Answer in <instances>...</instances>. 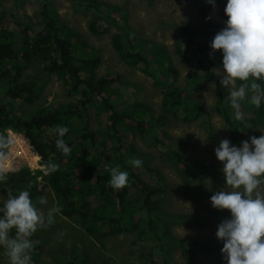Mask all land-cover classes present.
<instances>
[{"label":"trees","instance_id":"16d2710c","mask_svg":"<svg viewBox=\"0 0 264 264\" xmlns=\"http://www.w3.org/2000/svg\"><path fill=\"white\" fill-rule=\"evenodd\" d=\"M37 1L41 5L42 15L39 22H35L23 10L7 12L0 7V134L7 137L6 131L10 128L28 133L42 164L51 161L58 164L59 169L49 174L44 190L36 181L42 176L40 171L33 173L31 169L23 168L7 173L6 180L0 182V196L6 200L9 191L15 195L19 190H28L33 201H36L37 197L46 196V188H52L58 196L56 206L61 208L59 215L80 221L83 229L95 238L121 237L130 233L136 235L140 243L150 248L148 259L152 264H173L172 255L176 249H180L184 259L191 264L202 257H208L212 264H224L226 260L221 253L223 243L210 238L181 239L172 230L175 221L176 226L205 228L207 221L204 210L211 212L219 224L230 218V212L212 207L211 195L205 187L206 177L213 175L206 171L208 165L195 163L189 158L188 140L167 135L159 137L154 130V125L166 124L170 116L191 123L205 113L203 104L192 95H185L178 85L180 71L171 53L154 40L139 38L128 27L126 9L104 5L98 0H79L77 3L69 0L74 14L84 17L91 15L89 31L93 35H107L114 27L119 29V33L111 36L112 47L119 59L126 66L140 70L155 86L165 89L162 114L156 117L152 107L133 98L132 101L123 98L118 89L112 88V82L100 79L97 73L102 63L100 51L93 49L88 52V42L67 28L53 7L52 0ZM184 1L195 5L201 25L183 28L176 53L182 62L196 60L203 75L194 73L188 76L194 89L201 80L216 84L218 100L215 109L230 126L232 142L241 146L242 141L249 140L245 135L247 124L263 123L264 101L260 108L244 104L245 107L254 108L255 118L234 119L231 107L226 104L224 87L220 84L222 53L216 51L210 55L213 51L210 43L218 32L212 18L214 7L207 0ZM226 3L227 0H215L224 21L228 19L224 13ZM17 8L23 9L24 5L18 1ZM114 13H117L115 18L112 17ZM7 19L23 26L21 45L7 29L8 22L4 24ZM32 63H38L48 74L57 76L77 100L57 108H41L30 122L20 108L24 104H33L40 97L39 84L23 81V74ZM259 83L264 86V81ZM121 99L126 102H121ZM99 111L109 113V124L105 129L99 127L97 120H93ZM132 121L137 125H132ZM57 125L69 129L63 137L71 149L67 157L57 149V137L51 132ZM146 126L152 127L147 129ZM137 133L142 136L151 134L152 144L159 145L167 153L186 189L185 196L199 206L193 214L174 216L173 213H163L162 203L167 193L165 178L150 167L151 161L137 150L133 141L128 143L129 135L136 137ZM253 135L259 137L256 133L250 137ZM110 140L114 141L117 157L123 161L112 166V159H109L107 164L110 167L119 166L129 174L128 184L122 189H113L108 184L110 167L104 165L103 155ZM8 149L3 151L7 153ZM133 158L143 161L140 168L128 163ZM132 188L139 194L138 200L130 197ZM87 197L94 200H86ZM11 235H14V231ZM32 239L39 241L32 252V264H43L46 243L35 234ZM1 256H4L3 253ZM142 258L145 259L144 253ZM61 260H65L63 252ZM97 260L84 247V251L74 254L72 260L66 259L61 264H100L101 256ZM104 262L112 264L107 259Z\"/></svg>","mask_w":264,"mask_h":264},{"label":"rangeland","instance_id":"374dc122","mask_svg":"<svg viewBox=\"0 0 264 264\" xmlns=\"http://www.w3.org/2000/svg\"><path fill=\"white\" fill-rule=\"evenodd\" d=\"M18 1L24 5L23 9L17 8ZM52 1L53 7L57 9L61 21L67 28L73 32H77L80 35V39L88 42L90 45L88 52H92L93 49L100 51L102 63L97 69L99 78L112 82V88L118 89L122 93L123 98L130 101L133 98L135 101L152 107L156 117L162 114L165 89L155 86L153 81L140 70L126 66L113 49L111 36L114 33H119L120 30L114 27L107 35H93L89 31L91 15L84 17L74 14L69 0ZM74 1L77 3L79 0ZM98 1L104 5L111 4L121 9H126L128 13V27L136 32L139 38L154 40L164 45L171 53L180 71L178 85L183 89L185 95L190 94L203 104L205 113L197 121L191 123H186L179 117L170 116L166 124L154 125V130L159 137L167 135L172 138L187 139L189 142V158L195 163L208 165L209 169L206 171L213 175V177H206V190L212 196L215 191L224 189L223 164L216 158L215 148L219 146L222 139L229 140L232 146H240L232 142L230 138V126L215 109L218 100L217 86H211L213 84L211 81L201 80L197 88L194 89L190 85L191 82L188 76L194 73H198L201 76L203 74L198 69L196 60L182 62L176 53L177 43L183 28L185 26L198 27L201 25L195 5L193 3H186L184 0ZM0 7L7 12L23 10L35 22H39L42 19L41 5L37 0H0ZM116 14L114 13L112 17L115 18L117 16ZM212 18L218 32L225 27L226 21L222 20L218 6L212 9ZM118 20H120V17ZM7 22V29L13 33L17 44L21 45L23 26H20L15 20L7 19L4 24ZM26 69L23 74V81L36 82L39 84L38 88L41 89L40 97L37 101L33 104H24L20 108L21 112L25 113L24 117L28 121L31 122L35 113L41 108H57L60 105L77 100L75 96L68 92L66 86L58 80L57 76L48 74L38 63H32ZM84 74L86 75V73ZM224 94L227 99L228 91L226 88H224ZM113 99L115 101L117 100L115 97ZM121 102L126 101L121 99ZM226 104L230 106L228 100ZM244 104L250 103L247 100L242 103L243 118L241 120L255 118L254 108L245 107ZM230 112L234 116V110L232 108ZM93 120H97L99 127L105 129L109 124V113L99 111ZM262 120H264V117H262ZM131 124L137 125L133 121ZM151 127L146 126L147 129ZM241 131L245 133L243 130ZM7 133L12 138L13 144L9 147L5 158L0 159V168L6 174L20 171L23 168H29L33 173L40 171L42 172V176L40 175L36 181L40 189L44 190L49 175L44 174L42 160L37 156L38 154L35 151V145L30 135L15 130H7ZM253 133L259 136L264 135V121L263 123L247 124L245 135L250 138V135ZM151 136V134L142 136L139 133H137L136 137L129 135L128 143H132L133 141L137 150L151 161L150 167L165 178L167 193L162 203L163 213H173L174 216L178 214H193L199 207L198 204L185 196L186 189L175 171L173 162L159 145L152 144ZM114 146V141L110 140L108 149L103 155V163L109 167L110 165H118L123 161L117 157ZM109 159H112L110 165L107 164ZM180 167L182 166L180 165ZM45 190L48 202L46 205L38 206L47 211L48 208L56 206L58 196L52 188H46ZM138 195L136 190L132 188L130 197H134L136 200ZM86 200L93 201L94 199L87 197ZM3 201L4 199L0 196V206H2ZM204 212V217L207 221L205 228L199 229L187 225L176 226L177 221H175L172 227L174 234L181 239L202 240L210 238L218 243H223V241L216 237L219 225L218 220L216 221L211 212L206 210ZM60 233H63V235L59 237L58 234ZM35 235L46 243L43 252V264H61L66 259L72 260V256L79 251H84V247L90 251L95 260L101 256L100 264H105L104 260L106 259L112 264H152L148 259L150 248L140 243L136 235L130 233L124 234L121 237L109 236L104 239L95 238V236L88 234L83 229L80 221L76 219L69 220L59 214L55 216V223L52 226L39 229ZM3 251V248H0V264H8L7 257L1 256ZM61 252L64 253L65 260H61ZM143 253L145 254V259L142 258ZM172 257L174 258L173 264H191L184 259L180 249L173 250ZM194 264H212V262L208 257H202ZM224 264H227V261Z\"/></svg>","mask_w":264,"mask_h":264},{"label":"clouds","instance_id":"9594fccd","mask_svg":"<svg viewBox=\"0 0 264 264\" xmlns=\"http://www.w3.org/2000/svg\"><path fill=\"white\" fill-rule=\"evenodd\" d=\"M207 2L215 7V0ZM224 13L228 19L211 41L210 55L216 51L222 53L220 84L228 91L227 100L234 110V118L241 120L245 100L256 108L264 101V86L259 83L264 81V0H227ZM68 131L60 125L51 130L57 137V149L66 157L71 152L63 139ZM12 144L9 135L0 134V159L6 156L3 150ZM215 156L223 164L225 187L215 191L210 202L214 209L230 212V218L224 219L216 232L217 239L223 241L221 253L227 264H264V135H253L242 141L240 147L222 139L215 148ZM128 163L140 168L143 161L133 158ZM42 169L49 175L59 165L49 161ZM109 172L111 188L127 186V171L116 166ZM6 178L0 168V182ZM47 202L46 196H39L34 202L28 190H19L15 195L11 191L7 193V199L0 206V248L8 264H32V252L39 243L32 237L39 229L52 226L55 216L61 212L58 206L47 211L38 206Z\"/></svg>","mask_w":264,"mask_h":264},{"label":"bare ground","instance_id":"6f19581e","mask_svg":"<svg viewBox=\"0 0 264 264\" xmlns=\"http://www.w3.org/2000/svg\"><path fill=\"white\" fill-rule=\"evenodd\" d=\"M38 156V155H37ZM2 165V164H1Z\"/></svg>","mask_w":264,"mask_h":264}]
</instances>
